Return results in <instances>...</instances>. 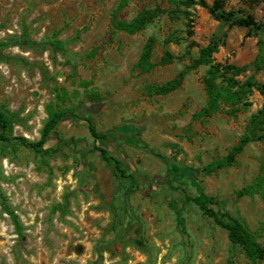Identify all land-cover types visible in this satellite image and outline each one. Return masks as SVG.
I'll list each match as a JSON object with an SVG mask.
<instances>
[{
	"label": "rangeland",
	"instance_id": "1",
	"mask_svg": "<svg viewBox=\"0 0 264 264\" xmlns=\"http://www.w3.org/2000/svg\"><path fill=\"white\" fill-rule=\"evenodd\" d=\"M222 1L224 10L264 23V0ZM120 2L0 0V110L15 116L12 136L37 141L47 104L68 112L55 129L59 139L44 145L56 149L49 156L0 145V192L22 232L0 206V264H88L96 251L100 264H248L190 198L206 194L264 244V139L248 142L230 166L204 172L246 135L264 101L259 33L219 24L193 5L188 35L170 0ZM143 14L149 19L136 33L118 28ZM149 36L152 69L142 72L136 63ZM211 40L214 63L240 68L235 78L254 85L246 106L222 103L194 118L207 107V67L194 61ZM88 121L105 140L92 137ZM130 174L158 176V196L133 187ZM259 178L256 191L238 194Z\"/></svg>",
	"mask_w": 264,
	"mask_h": 264
},
{
	"label": "trees",
	"instance_id": "2",
	"mask_svg": "<svg viewBox=\"0 0 264 264\" xmlns=\"http://www.w3.org/2000/svg\"><path fill=\"white\" fill-rule=\"evenodd\" d=\"M176 4L177 8L180 9L181 15L185 20L187 33L191 35L192 18L189 12V8L193 5H199L208 10L210 15L219 23L226 26H237L244 28H251L259 33V49L260 54L258 59L264 57V23H258L254 20L253 15L246 13L238 16L235 11L224 10L222 0H214L210 6L205 0H170ZM247 5L252 6L259 2V0H243ZM122 5L126 3V0H121ZM117 9L113 11L114 19L116 18ZM149 15L148 13H146ZM149 16L145 14L133 18L131 21H119L118 28L125 30L129 33H136L141 30L144 23L148 21ZM155 39L152 36L147 37L143 44V48L140 57L137 61V66L142 72H148L152 69L150 64V58L153 50ZM57 47H60L59 43H54ZM218 43L211 40L207 45L201 47L198 51V57L194 61L195 66H206L207 70L203 78V86L207 98V107L201 112L193 115L194 118L208 117L212 111H216L220 104H226L231 107L241 104L242 107L247 105L246 96L250 93L253 87V82L246 80L240 83L235 77L240 73V68H237L230 64H219L214 63L212 58L213 53L217 51ZM161 62H165L168 55L167 52L163 53ZM264 67V65H263ZM258 91L264 97V86H257ZM234 109V108H232ZM232 111V110H231ZM47 114L42 127L40 129V137L37 141H31L24 137L12 136V127L15 120L14 114L7 110H0V145L6 144L16 149L17 147H23L27 150L32 151L41 157L51 155L56 151L55 148L44 147L47 140L54 136L59 139V135L55 129L58 123L68 117V112L59 106L56 108L52 104H47L45 107ZM87 128L94 139H106V135L97 133L94 125L91 121L87 122ZM264 139V101L261 107L253 114L250 115L248 123V131L244 137L240 139L237 145L233 146L230 152L221 159L215 160L212 163L204 167V172L213 173L224 167L230 166L234 163L237 155L242 151L243 147L251 141H260ZM58 146V145H57ZM56 146V147H57ZM99 153V156L107 164H112L116 170L124 176V172L119 169L117 161L111 157L107 151L103 148L95 147ZM129 178L130 183L133 187L139 184L134 178L133 174L126 176ZM262 180L260 178L251 186H248L238 192L239 195H243L245 192H253L260 186ZM132 187V188H133ZM131 190V189H130ZM202 214L210 218L213 223L219 228L226 232L227 239L232 247H240L248 259V264H264V244L257 241L254 234H252L246 225L226 211L218 202H212V199L206 194L200 192L198 195L190 198ZM214 205L216 208H213ZM0 206L2 211L7 214L15 228L16 234L22 236L21 225L8 206L4 196L0 192ZM177 221H180V213H176ZM97 259L89 262L88 264H100L102 251H96Z\"/></svg>",
	"mask_w": 264,
	"mask_h": 264
},
{
	"label": "flooded vegetation",
	"instance_id": "3",
	"mask_svg": "<svg viewBox=\"0 0 264 264\" xmlns=\"http://www.w3.org/2000/svg\"><path fill=\"white\" fill-rule=\"evenodd\" d=\"M139 185L144 189V194L148 197L158 196L157 193L162 188V182L158 176L141 177L138 179ZM167 191V189H166ZM155 193V195H154Z\"/></svg>",
	"mask_w": 264,
	"mask_h": 264
}]
</instances>
